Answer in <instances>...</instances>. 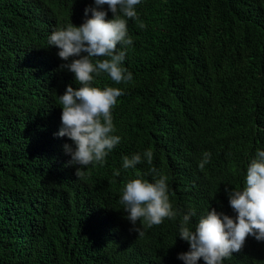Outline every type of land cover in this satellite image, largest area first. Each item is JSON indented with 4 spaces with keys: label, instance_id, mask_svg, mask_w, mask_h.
Here are the masks:
<instances>
[{
    "label": "trees",
    "instance_id": "trees-1",
    "mask_svg": "<svg viewBox=\"0 0 264 264\" xmlns=\"http://www.w3.org/2000/svg\"><path fill=\"white\" fill-rule=\"evenodd\" d=\"M94 6L0 0V264H184L182 214L196 213L193 229L213 208L235 217L225 189L242 190L248 164L264 151V0H141L138 20L127 22L133 44L118 46L133 81L102 74L92 85L123 90L112 109L121 140L104 164L76 177L63 149L71 141L57 135L58 95L79 85L59 70L65 62L48 37L82 24ZM149 149L152 165L123 169V156ZM153 166L169 177L180 215L139 235L120 196L137 174L154 182ZM223 264H264V241L248 236Z\"/></svg>",
    "mask_w": 264,
    "mask_h": 264
},
{
    "label": "clouds",
    "instance_id": "clouds-1",
    "mask_svg": "<svg viewBox=\"0 0 264 264\" xmlns=\"http://www.w3.org/2000/svg\"><path fill=\"white\" fill-rule=\"evenodd\" d=\"M140 3L141 0H94L95 6L84 10L86 16L91 11V17L79 26L70 23L56 29L48 37V46L56 47L58 57L65 62L59 65V70L71 72L79 85L77 88L67 85L63 94L58 95L62 111L57 135L71 141L63 149L70 156L67 166H76V177L90 164H104L108 153L121 140L113 134L112 109L117 105V98L124 94L123 90L92 85L94 78L102 74H107L117 85L133 81V74L123 66L126 51L118 50V46L124 49L133 44L127 22L138 20L136 6ZM104 5L111 11V19H106ZM138 27L143 29L146 25L140 22ZM153 155L151 149L142 155H125L122 167L135 169L142 159L152 165ZM210 159L211 154L206 151L198 167L203 169ZM148 172L158 178L149 182L137 174L124 184L119 201L125 219L132 225L129 231L139 235L144 234V229L160 225L165 219L175 220L180 215L170 202L169 177L154 166ZM113 174L119 176L120 170L115 169ZM225 191L235 217L213 208L199 217L193 229L189 225L196 213L182 214L178 235L188 243L189 250L179 253L178 259L184 264H197L201 258L205 264H223L233 253L242 251L248 236L264 241V151L258 150L248 164L243 189L226 188Z\"/></svg>",
    "mask_w": 264,
    "mask_h": 264
}]
</instances>
